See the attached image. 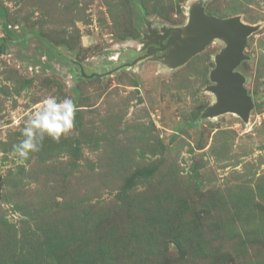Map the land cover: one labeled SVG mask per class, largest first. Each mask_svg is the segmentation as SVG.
I'll return each instance as SVG.
<instances>
[{
  "label": "rangeland",
  "instance_id": "1",
  "mask_svg": "<svg viewBox=\"0 0 264 264\" xmlns=\"http://www.w3.org/2000/svg\"><path fill=\"white\" fill-rule=\"evenodd\" d=\"M193 8L258 27L247 120L203 116L221 38L114 70ZM48 96L74 99V128L21 164ZM0 264H264V0H0Z\"/></svg>",
  "mask_w": 264,
  "mask_h": 264
},
{
  "label": "water",
  "instance_id": "2",
  "mask_svg": "<svg viewBox=\"0 0 264 264\" xmlns=\"http://www.w3.org/2000/svg\"><path fill=\"white\" fill-rule=\"evenodd\" d=\"M257 28V25L244 23L238 15L218 17L206 14L202 9L193 8L189 12L188 21L184 27H163L160 32L149 29L147 35L149 43L154 39L158 47L149 45L145 54L114 70L134 65L137 61L155 55L157 51L166 48H172L169 50L170 57L166 62L172 67H177L202 51L213 39L221 38L226 41V45L216 55L215 67L210 72V79L214 84L207 86V89L214 93L216 101L204 111L203 116L234 112L247 120L253 101L243 85L244 78L236 71V67L242 60L247 59L244 53L246 38ZM184 30L195 36L184 37ZM170 33L169 38L163 43Z\"/></svg>",
  "mask_w": 264,
  "mask_h": 264
},
{
  "label": "clouds",
  "instance_id": "3",
  "mask_svg": "<svg viewBox=\"0 0 264 264\" xmlns=\"http://www.w3.org/2000/svg\"><path fill=\"white\" fill-rule=\"evenodd\" d=\"M77 104L74 99L65 97L59 100L55 96L46 97L39 108L28 116L22 129V139L13 145V151L23 164L31 153L39 152L44 139L59 142L74 128Z\"/></svg>",
  "mask_w": 264,
  "mask_h": 264
},
{
  "label": "bare ground",
  "instance_id": "4",
  "mask_svg": "<svg viewBox=\"0 0 264 264\" xmlns=\"http://www.w3.org/2000/svg\"><path fill=\"white\" fill-rule=\"evenodd\" d=\"M183 35H184V37H187V38H188V37H194V36H195L193 33L189 32V31H187V30H184ZM223 41L226 42L225 40H223ZM220 51H221V50H220ZM220 51H219V52H220ZM217 54H218V53H217ZM217 54H216V55H217ZM216 55L214 56V57H215V59H214L215 61H216Z\"/></svg>",
  "mask_w": 264,
  "mask_h": 264
},
{
  "label": "flooded vegetation",
  "instance_id": "5",
  "mask_svg": "<svg viewBox=\"0 0 264 264\" xmlns=\"http://www.w3.org/2000/svg\"><path fill=\"white\" fill-rule=\"evenodd\" d=\"M170 35H171V33L168 35V37H167L166 39L163 40V43L166 42V40L169 38ZM150 46H151V45H150ZM154 47H158V45H157V46H154ZM157 52H158V51H157ZM157 52H156V53H157Z\"/></svg>",
  "mask_w": 264,
  "mask_h": 264
}]
</instances>
